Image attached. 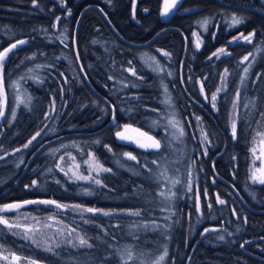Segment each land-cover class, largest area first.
<instances>
[{
	"label": "trees",
	"instance_id": "trees-1",
	"mask_svg": "<svg viewBox=\"0 0 264 264\" xmlns=\"http://www.w3.org/2000/svg\"><path fill=\"white\" fill-rule=\"evenodd\" d=\"M220 1L223 5L216 0H182L165 23L160 18L162 0H135L134 12L132 0H64L63 7L60 0H36L35 6L32 0H0V52L18 40L27 41L7 55L2 67L6 110L0 123V206L54 200L140 213L139 218L114 220L60 213L59 218L91 247L58 246L52 252L16 238L0 224L1 251L41 264H120L121 249L151 252L164 242L159 232L132 229L158 219L150 176L166 159L165 153L162 148L144 151L115 138L126 124L162 142L166 136L157 77L140 60L141 53L148 52L171 73L168 91L193 161V197L177 206L165 264H264V184L248 182L249 149L264 121V14L251 9L264 12V0ZM91 5L100 7L106 19ZM187 11L192 12L183 13ZM233 16L243 22L231 27ZM205 19L208 23L200 29ZM253 30L252 43L232 42ZM220 48L226 55L214 58ZM157 51L167 52L169 62ZM246 55L249 59L241 64ZM225 70V88L214 110L208 100ZM15 83L26 93L20 103ZM198 117L208 138L206 154L194 137ZM37 132L40 135L32 140ZM64 154L79 163L91 154L111 171L100 176L98 185L73 183L57 167ZM217 197L225 203H217ZM28 210L36 215L49 211L37 203ZM223 232L233 242L215 245Z\"/></svg>",
	"mask_w": 264,
	"mask_h": 264
},
{
	"label": "rangeland",
	"instance_id": "rangeland-1",
	"mask_svg": "<svg viewBox=\"0 0 264 264\" xmlns=\"http://www.w3.org/2000/svg\"><path fill=\"white\" fill-rule=\"evenodd\" d=\"M132 12H134L133 6H132ZM230 26L233 27L234 25H232L231 23ZM198 27L200 29H204L205 25H203L202 22H200ZM240 37L241 36H237L236 38L232 40V42H241V43L247 42ZM194 38L196 40L195 42H197L196 36H194ZM23 41H25V43L18 45L16 48L27 44L26 40H23ZM11 52H9L8 54H10ZM157 52L165 60V62H169V56L164 55V53L161 51H157ZM215 52H217V50ZM225 55L226 54L217 53V56L219 58H222ZM217 56H213V57L217 58ZM6 58L7 56L2 62V67H3V64ZM140 60L146 66V68L149 69L157 77L158 88L161 91L160 102L162 106L164 107V111H165V114L163 117L164 120L162 122V128L166 132V136L164 137V141L162 142L160 140V142L162 145L161 150L164 151L166 159L162 161V163L160 164L157 163L158 164L157 168L156 167L155 169L153 168L152 174L150 176L151 181L153 182V184H155V187L154 186L153 187H154V193H155V200L158 201V206H159L158 207V211H159L158 219L157 221L150 220V221L139 222L138 225L133 227L132 232H136V233L137 232L144 233L146 231L159 232L162 234L164 238V242L160 241V243L158 244V247L153 249L151 252L137 251L134 248L121 249L120 252L118 253L120 264H122V257L124 260L127 259L126 253L129 250L133 254V259L129 260L128 264H141L142 261H143V264H152L154 260H156L160 255L164 253L165 249H167L168 247L167 245L168 241L170 240V235H171L170 231L172 228L176 226L177 206L181 201L185 199H188L189 201L192 200L191 198L193 197V187H194V185H192V181H193L192 152L187 151L185 140H184L185 134L183 132L182 125L176 116V113H175V110H174V107H173V104H172V101L169 95V91H168L167 85H168V80L171 78V73L169 72V69L167 68L165 64H162V62L160 63L157 58H155L148 52L141 53ZM2 67H0V82H3ZM130 70H129V73L133 72L132 70L131 71ZM225 80H226V76H224V73H223L220 78L219 85L217 87V89L219 88L221 90L218 92L216 89L214 93L216 95V99H217L218 94L221 93L223 89L225 88ZM2 88H3V85H2ZM15 90L18 92V93L16 92V103H20L21 101L24 100L26 93L23 90H21L20 87L17 86L16 83H15ZM202 96H203V100H205L203 93H202ZM212 96L208 100V103L210 104L211 108L215 110V107H213V104H215L216 100L213 101ZM165 100H167L168 103H165L164 102ZM0 107H2V110L4 112V115L0 116V123H1L4 119L5 110H6V97H5L4 90H3V95L0 96ZM169 121H175L177 124V127H172ZM123 126H121L119 131H123ZM132 127L136 128L134 126ZM154 129H158V127L154 125ZM181 131L183 132L182 136L180 135ZM257 132L264 133V121H262V124L259 126L258 130L256 131L255 133L256 135L249 149L250 160H249V169H248V182L251 185L260 184L259 182H253V180L250 178L253 171H255V169L261 166V160L256 159V156H259L260 154L259 142L261 140V137L257 136ZM132 135H135V134H132ZM204 135L205 133L203 131V128L199 120L198 119L197 121L195 120L194 137H195L197 144L200 146V149L202 150L203 154H205L206 148L208 146V140H204ZM115 138L119 143L131 144L135 146L136 148L144 150V151H150V150L157 151L155 149L140 148L131 141H122L117 138L116 133H115ZM154 138L157 139L156 137ZM254 147L256 148V156L253 155V151H252ZM97 163L103 168V166L92 155H89L85 161H83L82 163H79L76 161L73 155L64 154L60 157L57 166L59 165L58 169L62 171L67 177V179L73 183L89 182L94 185H98L95 183V180L99 179L100 176L105 171H99L96 168ZM76 165H79L78 169L76 168ZM69 169H72V171H69ZM73 172H77L79 175H83V176L90 177V178L86 180H78L73 176L72 174ZM162 172L164 173V176L160 175ZM257 175H259V173H257ZM175 181H179V183H174ZM161 192L164 193L163 196L160 195ZM194 193H195L194 197L196 198V204H197V197H199V194L196 189ZM199 203H200V200H199ZM10 204H17V203H10ZM37 204H41V203H37ZM30 205L31 204H26L19 209L0 211V217H3L4 219L8 220L12 224L18 223L25 227L31 226L33 229H38V231H35L34 236H33V233H28L29 236L33 237L32 239L24 238L25 237L24 227L9 228L5 224H2V225L5 226L8 232H10L16 238L23 239L27 241L28 243H30L35 248L41 249L46 252H52V250L58 246H67V247H70L71 249L88 247L87 245L73 247L72 244L68 243V240H71L73 244L78 245L79 238L81 237L84 238V237L80 235V233L76 231L75 229L67 226L61 220V218H59L60 213L72 214L76 218H79V217L82 218L86 215H91V216H97V217L103 218L105 220L123 219L127 217H132V218L140 217V214L139 215L130 214L132 212H138L137 210L117 211V210H99L98 209L99 211H97L96 213H90V212L83 211V209L85 208H83L82 206L81 208L73 207L75 204H61L64 206L62 208H57L55 205H52V204H41V206L48 208L49 211L46 212L45 215H36L28 210V206ZM104 212H108L110 213V215H104L103 214ZM50 217L52 219H49ZM45 225H51V227H45ZM228 234L229 233H226V232L219 234V236L216 237L218 240V243L216 242L215 245H218V244L224 245L225 243H230L231 241L233 242V237ZM221 237H223V239H221ZM212 243L214 244V242ZM48 248H51V251H47L46 249ZM12 255L13 254L5 253L0 250V256L8 257V260L0 259V264H5V263L12 264V259H11ZM20 258L21 259L17 261L16 264H29V261H30L29 259L22 258V257ZM166 260H167V256L161 262V264H165ZM36 264H41V263L36 262Z\"/></svg>",
	"mask_w": 264,
	"mask_h": 264
},
{
	"label": "snow or ice",
	"instance_id": "snow-or-ice-1",
	"mask_svg": "<svg viewBox=\"0 0 264 264\" xmlns=\"http://www.w3.org/2000/svg\"><path fill=\"white\" fill-rule=\"evenodd\" d=\"M32 2H33V5L35 6L36 5V0H32ZM178 3H179V0H164V5H163V8H162L161 13H160L161 16L168 15V13L173 8H175ZM60 4H61V7H63L64 6V0H60ZM133 7L135 8V0H133ZM145 11H147V9H145ZM69 14H71L70 11H69ZM56 19L59 20L60 17H57ZM242 22L243 21H242L241 18H238L236 16L232 17V25H238V24H240ZM207 23H208L207 19H205L202 22L203 25H206ZM255 34H256L255 30H253L247 36H244L243 34H241L240 38L244 39L248 43H252V38L255 36ZM196 35H197L196 33H193V36H196ZM24 43H25V41L18 40L16 43L11 44L10 47L5 48L2 52H0V67H2V62L5 59V57L7 56V54L9 52H11L14 48H16L18 45H21V44H24ZM199 47H200V42L197 39L196 48L199 49ZM217 53L226 54V50L224 48L217 49V52H214L212 54V56H217ZM164 55H169V54L167 52H165ZM249 55H251V54H249ZM217 58H219V57L217 56ZM209 59H211V57H209ZM248 59H249V56L246 55V56H244L242 58L240 63L243 64ZM243 71H244L245 74H247L248 71H249V68L245 67ZM133 75H135V72H133ZM226 75H227V70H225V73H224V76H226ZM244 79H245V77L242 76L241 80L243 81ZM220 90L221 89H219V88L217 89L218 92ZM201 92H203V88H201ZM2 95H3V88H2V82H0V96H2ZM212 100L213 101L216 100V95L215 94H213ZM164 102L168 103L167 100H165ZM233 103H234V106H235V101ZM213 107H215V104H213ZM2 115H4V112L2 110V107H0V116H2ZM262 115H264V114H262ZM197 119H199V117ZM169 123H170V125L172 127H177V124H176L175 121H169ZM231 129H232V137H233V139H235L236 135H237V125H236L235 121L232 122ZM132 134H135V135H132ZM39 135H40V133L37 132L36 135L32 137V140H35L36 137L39 136ZM180 135L181 136L183 135L182 131L180 132ZM116 136H117L118 139H120L122 141H131V142L135 143L138 147L143 148V149L160 150L161 147H162L161 142L159 140L155 139L153 136L149 135L147 132L141 131L139 128H133L131 125H127V124L123 126V131H117ZM257 136L261 137V140L259 142V152H260L259 156H256V148L255 147L252 149V151H253V155L256 156V159L261 160V166L259 168L255 169V171H253V173H252L250 178L253 180V182H259L260 184H264V133L257 132ZM207 139H208L207 135H204V140H207ZM32 140H30L28 142V144H31ZM28 144H25L24 147L27 148ZM109 151H111L110 148H109ZM205 154H206V152H205ZM124 156L127 157L130 160H136V156L132 155V153H130V152H125ZM85 163H87V162H85ZM152 163L155 164V163H157V161L153 160ZM57 167H59V165ZM76 168L78 169L79 165H76ZM96 168L99 171H105V172L111 171L110 169L102 168L98 163L96 164ZM69 171H72V169H69ZM257 173H259V175H257ZM72 174L78 180H86V179L90 178V177H86V176H83V175H79L77 172H73ZM160 175L164 176V173L162 172ZM36 183H37L36 180L32 181L33 185H36ZM95 183L96 184H100L101 181L99 179H96ZM174 183H179V181H175ZM26 187H28V186H26ZM160 195L163 196L164 193L161 192ZM33 203L52 204V205H55L57 208L64 207L63 205L58 204L54 200H40V201L28 200V201H24L23 204L17 203V204H6V205H3L2 207H0V211H8V210H12V209H19V208L23 207L26 204H33ZM217 203L224 204L225 201L220 199L219 197H217ZM73 207L81 208L80 205H74ZM199 210H200V208H199V197H197V211H199ZM83 211L90 212V213H96L99 210L95 209V208H85V209H83ZM103 214L104 215H110V213H108V212H104ZM130 214L131 215H139L140 213L139 212H132ZM49 219H52V218L50 217ZM0 224H5L9 228H13V227L21 228V227H24V233H25V237L24 238H26V239H32L33 238L32 236H29L28 233H33V236H34L35 231H38V229H33L31 226L25 227V226H22V225H20L18 223L17 224H12L8 220L4 219L3 217H0ZM45 227H51V225H45ZM205 231H208V229H205ZM221 239H223V237H221ZM68 243L72 244L73 247L85 246V245H87L88 247H91V245H88L87 240L82 238V237L79 238L78 245L73 244V242L71 240H68ZM46 250L47 251H51V248H48ZM126 255H127V259L126 260H124L123 257H122V264H128V261L133 259V254H132V252L130 250L127 251ZM166 256H167V249H165L164 253L162 255H160L156 260H154L152 262V264H161V262L165 259ZM0 259L8 260V257L0 256ZM11 259H12V264H16V262L19 261L21 258L13 254ZM29 264H36V261L30 260ZM141 264H143V261L141 262Z\"/></svg>",
	"mask_w": 264,
	"mask_h": 264
},
{
	"label": "water",
	"instance_id": "water-1",
	"mask_svg": "<svg viewBox=\"0 0 264 264\" xmlns=\"http://www.w3.org/2000/svg\"><path fill=\"white\" fill-rule=\"evenodd\" d=\"M181 1L182 0H179V3L176 5V7L175 8H173L169 13H168V15H166V16H161V14H160V18H161V21L162 22H168L171 18H172V16L176 13V11H177V9H178V7H179V5H180V3H181ZM217 1V3L218 4H220V5H223L222 4V2L220 1V0H216ZM163 5H164V0H162V2H161V9H160V13H161V10H162V8H163ZM98 9V8H97ZM247 9V8H246ZM99 10V9H98ZM248 10H249V8H248ZM251 10H253V11H255V12H258V13H262V14H264V12H262L261 10H259V9H251ZM84 12V11H83ZM82 12V13H83ZM99 12L102 14V16L104 17V14L99 10ZM190 12H192V11H187V12H183V13H190ZM82 13L80 14V16L82 15ZM105 18V17H104ZM106 19V18H105ZM78 23H79V19H78V21H77V23H76V25H75V28H74V33H73V40H72V45H73V49H74V52H76V49H75V47H76V32H77V28H78ZM144 45H148V43H146V44H144ZM75 55H76V53H75ZM77 62H78V60H77ZM78 65H79V63H78ZM111 125H114V115H112V122H111ZM237 194V193H236ZM237 196H238V194H237ZM208 230L210 229V228H207ZM207 231H205L204 230V232H203V234H205Z\"/></svg>",
	"mask_w": 264,
	"mask_h": 264
},
{
	"label": "flooded vegetation",
	"instance_id": "flooded-vegetation-1",
	"mask_svg": "<svg viewBox=\"0 0 264 264\" xmlns=\"http://www.w3.org/2000/svg\"><path fill=\"white\" fill-rule=\"evenodd\" d=\"M93 2H94V0H92V3H93ZM132 6H133V0H132ZM262 6H264V3H262ZM88 7H89L90 9H91V8H92V9H95V10L98 11V12H99V10L102 12V10L100 9V7H98V6H96V5H91V6H88ZM89 8H88V9H89ZM97 8H98L99 10H98ZM135 8H136V4H135ZM135 8H134V9H135ZM102 13H103V12H102Z\"/></svg>",
	"mask_w": 264,
	"mask_h": 264
}]
</instances>
